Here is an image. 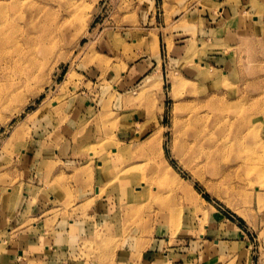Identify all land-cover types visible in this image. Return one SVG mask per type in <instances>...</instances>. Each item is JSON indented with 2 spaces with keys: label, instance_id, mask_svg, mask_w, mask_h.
<instances>
[{
  "label": "rangeland",
  "instance_id": "1",
  "mask_svg": "<svg viewBox=\"0 0 264 264\" xmlns=\"http://www.w3.org/2000/svg\"><path fill=\"white\" fill-rule=\"evenodd\" d=\"M1 11L16 13L17 27L0 52V206L9 196L14 212L26 184L54 192L55 174L71 169L56 161L66 138L103 172L115 166L112 180L97 179L98 196L62 210L66 240L51 248L66 260L138 264L147 250L168 264H264V0H0ZM147 57L157 75L124 77ZM198 112L228 153L211 170L200 156L188 168L178 150ZM67 185L58 201L77 207L70 191L83 186ZM95 201L105 204L96 216ZM54 212L19 230L52 236ZM6 227L0 264H13L16 226Z\"/></svg>",
  "mask_w": 264,
  "mask_h": 264
},
{
  "label": "crops",
  "instance_id": "2",
  "mask_svg": "<svg viewBox=\"0 0 264 264\" xmlns=\"http://www.w3.org/2000/svg\"><path fill=\"white\" fill-rule=\"evenodd\" d=\"M227 17L228 15L226 16V18ZM237 18L238 17H236L235 19V17L231 16L227 19H224V26L226 27V30L228 29L234 30V24ZM156 36H157L158 43H161L162 39L159 36V34ZM159 67L160 66H159L157 59H151L147 57L146 59H140L136 62L131 63L129 65V68L126 74H124V77L126 76V78H128L129 81L135 84V82L141 80V78H145V79L150 78L147 76L148 73L150 72L151 74L152 72H155L154 74L157 75L158 74L157 70H159L158 69ZM207 73L208 72L205 71L203 73V76L207 77ZM75 108H74V111L79 112V109L75 110ZM77 114L79 115L78 117H80V115H83L82 111H80ZM72 128L73 126H71V130ZM71 133H74V131H72ZM65 140L61 142V144L58 147V150L55 152L58 156V159L56 161L61 162L63 166L70 167L71 169L67 170L65 168V173L62 172L64 176L60 174L61 169H59L58 173L55 174V179L51 180V181L53 180L56 181V185H53L52 183L51 186L53 185L54 188L52 189L57 194L51 191L48 192V189L44 190V188L39 186V184L38 185H35V183L26 184L22 189L23 195L21 197V200L18 201V204H16L14 208L15 209L14 212L9 210L11 208V204L9 203V200H10L9 196H6L4 198L5 200L3 202L5 204L4 207L0 206V226L5 225L7 226L6 228L10 226L9 227L10 230H12V226H16L14 233L17 234V236L15 238L11 236L8 237L10 246L8 247V250L6 251L7 259H10V261L13 264H87L86 262H71L68 259L66 260L64 254L62 253V250L58 251L56 249L51 248L52 246H59L57 245L58 242H63L66 240L65 235H63L65 231L64 229H60V225H62L63 223L67 224V221L62 220L61 212L65 208H69V209L80 208V206L85 204L86 201L92 200L93 195L98 196V192L100 191V189H98L97 186H99L100 188L101 186H100L99 181H98L99 184H96L97 179L100 178L101 181H106V182L109 180H112V177L115 175L113 173L115 166L113 165L111 160H109L110 164L109 166L105 164L107 166V170L105 169V171L103 172L101 168L102 161L101 162L100 160L93 161L92 160L94 157L93 153H89L88 154L89 156H81L80 154L72 151V148L70 150V148L66 145ZM93 162H94V165H93ZM74 165L77 167L78 165H80L79 168L81 169L75 170V168H73ZM28 175L29 174H27L26 176ZM60 177H63L62 181L58 179ZM83 177H88V178L90 177L89 180L91 181L93 179L92 181L93 183L92 182L90 183L88 180H86V183L83 184L82 182ZM31 178L32 177H27L26 179L28 180ZM75 179L80 182V185L83 186V189L77 190L76 186L72 185V190L70 191L72 194L70 197L72 198V200L78 199L80 202L76 205L77 207L74 206V208H71L69 206H66L65 204H60L58 201L59 199L57 197L61 191H65L67 189V186H68L67 184L69 183V181L75 180ZM63 182H64V186H60L59 188V183H63ZM11 193L12 192H9V194ZM114 201L111 200L110 202L111 205L109 207L113 206V203H115ZM9 204H10V207L8 206ZM104 205L105 204L101 203L100 201H95L91 205V212L95 214L96 216L97 215L96 212L98 211V209L103 208ZM39 211L41 212L42 211H46V212L55 211L54 212L55 214H59V216L57 215L54 216L55 214L52 213L53 215L50 214V217H49V219L50 218L53 219V221H51L53 224V229L50 230L49 232V234H52V236L51 235L48 237H42L40 235L34 236L35 233L33 232V230L30 231L31 229L30 227L27 228L28 225L27 227L24 226L22 228V229L26 228L25 230H22V229L19 230L20 228L19 226H21L23 222L27 221L28 219L32 217H35V213L38 214ZM51 215L54 217H52ZM44 222L45 223L43 222L42 223L46 224V219L44 220ZM71 222L72 221H70V223ZM75 223L82 224L83 221H80V222L76 221ZM84 223L87 224L88 222L85 220ZM31 227L36 228V226H31ZM53 230L54 232L51 233ZM69 231L70 230H67L68 233ZM9 234L11 235V232H9ZM13 240H15L16 243L12 244ZM147 253H148L147 250L143 251L141 259L138 264H168L167 262L168 260L165 261L163 255L155 253L151 258V254H147ZM127 257H128V261H126L127 264H132V261L130 260V255H128Z\"/></svg>",
  "mask_w": 264,
  "mask_h": 264
},
{
  "label": "bare ground",
  "instance_id": "3",
  "mask_svg": "<svg viewBox=\"0 0 264 264\" xmlns=\"http://www.w3.org/2000/svg\"><path fill=\"white\" fill-rule=\"evenodd\" d=\"M19 5V2L15 1L13 6L11 7L14 11ZM16 13L14 15H8L1 11L0 13V52L5 48V46L11 41V37L8 35L5 30L6 27H13L16 29L15 24ZM184 127V123L181 125ZM185 138H181L180 142H178V150L184 156L185 165L189 168V163H192L194 158L200 156L201 158H205V163L208 165L206 168H213L218 160H223L227 157L228 153L220 151L219 148L215 147V142L218 141L212 134V130L208 127L207 117L198 113L190 114L188 117V121L185 127ZM207 144L212 146V149L207 151L204 150L203 146ZM161 148L164 153V146L161 145ZM223 158V159H222ZM167 166L171 170V165L165 159ZM193 165L190 167L191 170H195L196 168H201V166ZM140 183L143 185L141 187L144 188L145 184L142 183L140 179Z\"/></svg>",
  "mask_w": 264,
  "mask_h": 264
}]
</instances>
